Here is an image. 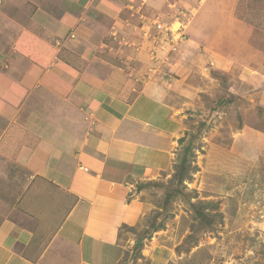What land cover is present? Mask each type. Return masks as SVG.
I'll return each instance as SVG.
<instances>
[{
    "label": "crops",
    "instance_id": "crops-1",
    "mask_svg": "<svg viewBox=\"0 0 264 264\" xmlns=\"http://www.w3.org/2000/svg\"><path fill=\"white\" fill-rule=\"evenodd\" d=\"M164 1L0 0V264H121L138 194L182 161L192 64L209 69L197 49L187 58L190 39L168 70L149 67L142 14ZM187 1L197 44L226 45L239 0ZM128 29L133 43L119 39ZM170 258L155 250L151 264Z\"/></svg>",
    "mask_w": 264,
    "mask_h": 264
},
{
    "label": "rangeland",
    "instance_id": "rangeland-1",
    "mask_svg": "<svg viewBox=\"0 0 264 264\" xmlns=\"http://www.w3.org/2000/svg\"><path fill=\"white\" fill-rule=\"evenodd\" d=\"M179 1L142 14L150 27L147 35L140 30L150 39L149 67L168 70L170 56L182 55L190 39L187 58L193 61L197 49L209 69L198 65L202 58L192 64L201 70L199 97L179 138L182 161L138 194L146 211L124 230L121 264H151L155 250L171 255L167 264H264V0H239L231 15L237 25L219 30L228 43L213 50L189 30L198 4L187 10ZM130 18L133 27L143 26L141 14ZM126 31L120 41L137 40ZM212 51L218 65L206 57Z\"/></svg>",
    "mask_w": 264,
    "mask_h": 264
},
{
    "label": "built area",
    "instance_id": "built-area-1",
    "mask_svg": "<svg viewBox=\"0 0 264 264\" xmlns=\"http://www.w3.org/2000/svg\"><path fill=\"white\" fill-rule=\"evenodd\" d=\"M157 24L160 28L163 27L162 23L158 22Z\"/></svg>",
    "mask_w": 264,
    "mask_h": 264
}]
</instances>
